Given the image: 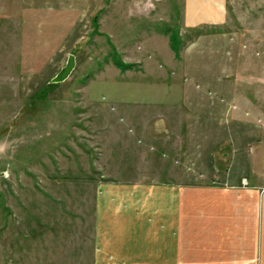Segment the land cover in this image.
I'll return each instance as SVG.
<instances>
[{"label": "rangeland", "instance_id": "374dc122", "mask_svg": "<svg viewBox=\"0 0 264 264\" xmlns=\"http://www.w3.org/2000/svg\"><path fill=\"white\" fill-rule=\"evenodd\" d=\"M224 1L217 14L194 5L189 30L184 0H102L88 39L57 54L43 25L3 13L0 264H94L116 218L109 198L190 192L194 179L226 169L225 153L255 156L264 144V0ZM206 7L215 20L196 19ZM192 44L194 102L179 87ZM70 55L73 72L51 84Z\"/></svg>", "mask_w": 264, "mask_h": 264}, {"label": "crops", "instance_id": "0c3cea01", "mask_svg": "<svg viewBox=\"0 0 264 264\" xmlns=\"http://www.w3.org/2000/svg\"><path fill=\"white\" fill-rule=\"evenodd\" d=\"M204 1L184 0L187 29H194V5L211 6L215 14V6L225 5L224 0ZM101 2L0 0V18L7 9H14L20 15L14 20L20 25L25 20L30 21L32 30L43 25L45 34L41 36L56 39L48 45L56 42L57 54L88 39ZM204 10L197 20H215L208 7ZM188 49L183 70L187 80L179 87L187 95L182 100L194 102V87L188 85L194 83V44ZM187 133L194 135V122ZM252 159L240 150L225 153L226 169L218 176L207 174L194 179L190 192L174 186L137 189L126 195L120 191L117 197L109 198L106 204L115 205L116 218L110 219V229L96 243L94 264H264V144ZM177 181L180 183L182 177Z\"/></svg>", "mask_w": 264, "mask_h": 264}, {"label": "water", "instance_id": "95a60500", "mask_svg": "<svg viewBox=\"0 0 264 264\" xmlns=\"http://www.w3.org/2000/svg\"><path fill=\"white\" fill-rule=\"evenodd\" d=\"M75 67L74 56L70 55L66 65L51 79V84H59L64 82L71 75Z\"/></svg>", "mask_w": 264, "mask_h": 264}]
</instances>
